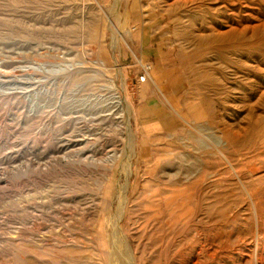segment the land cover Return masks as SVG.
I'll return each instance as SVG.
<instances>
[{"label": "rangeland", "instance_id": "1", "mask_svg": "<svg viewBox=\"0 0 264 264\" xmlns=\"http://www.w3.org/2000/svg\"><path fill=\"white\" fill-rule=\"evenodd\" d=\"M259 227L264 0H0V264H257Z\"/></svg>", "mask_w": 264, "mask_h": 264}, {"label": "crops", "instance_id": "2", "mask_svg": "<svg viewBox=\"0 0 264 264\" xmlns=\"http://www.w3.org/2000/svg\"><path fill=\"white\" fill-rule=\"evenodd\" d=\"M157 54H159V51L157 50H154V51H151L146 54V57L149 58V57H155ZM157 66V65H156ZM155 71H157V74H158V83H163L165 82V76L163 74H161V72L159 71V68L158 67H155ZM134 86L136 88V93L138 94L139 96V99L140 97H142V100H140V103H141V106H140V114L143 115V114H146V111L148 109V106H149V101L148 98L150 96H153L154 93H153V89L151 86H146V84H141L139 82H135L134 83ZM144 122V121H143ZM154 123H158V122H154Z\"/></svg>", "mask_w": 264, "mask_h": 264}, {"label": "bare ground", "instance_id": "3", "mask_svg": "<svg viewBox=\"0 0 264 264\" xmlns=\"http://www.w3.org/2000/svg\"><path fill=\"white\" fill-rule=\"evenodd\" d=\"M127 130L130 131V127L127 125ZM221 145H224V142H221L220 143ZM114 159L112 160V163H114ZM130 158H128L127 161H125L124 163V172L126 174L129 173L130 171ZM257 216V215H256ZM264 234V233H263ZM258 243H257V248H256V252H255V257H256V262L257 264H264V235H263V238H262V244H261V231H260V227L258 229ZM125 242L127 243V238L125 240ZM191 244V243H190ZM201 254V253H200ZM131 264H137V262L133 259H131Z\"/></svg>", "mask_w": 264, "mask_h": 264}, {"label": "built area", "instance_id": "4", "mask_svg": "<svg viewBox=\"0 0 264 264\" xmlns=\"http://www.w3.org/2000/svg\"><path fill=\"white\" fill-rule=\"evenodd\" d=\"M142 73L138 77V82L141 84L148 83L150 79V72L152 70V65L150 63L142 64L141 63Z\"/></svg>", "mask_w": 264, "mask_h": 264}]
</instances>
